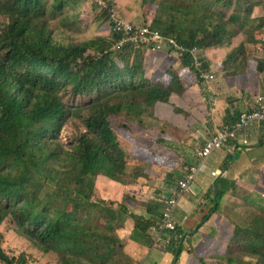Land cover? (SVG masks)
I'll list each match as a JSON object with an SVG mask.
<instances>
[{"label":"trees","instance_id":"16d2710c","mask_svg":"<svg viewBox=\"0 0 264 264\" xmlns=\"http://www.w3.org/2000/svg\"><path fill=\"white\" fill-rule=\"evenodd\" d=\"M103 1L104 8L97 0H0V227L10 225L34 254L58 264H140L123 232L133 220L132 238L147 240L155 220L135 213L131 198L117 204L105 200L98 183L135 187L150 179L155 156L167 167L156 172L174 168L173 158L148 147V137L140 139L134 125L146 115L156 119V106L170 104L172 96L184 97L187 74L204 82L192 54L177 53L180 66L152 79L145 55L153 46L113 51L120 39L110 25L113 11L132 23L144 16L154 31L198 48L207 57L205 74L213 72L215 62L221 74L235 75L250 64L247 44L264 38V19H253L260 3L251 0ZM88 2L96 11L92 22L106 28L107 36L84 33L79 9ZM256 64L255 71L263 73L264 61ZM175 111L189 116L184 109ZM223 189L216 185L197 229H178L173 264L185 251L186 264H264L260 193L246 195L244 222L233 224L228 244L201 231L231 190ZM156 206L158 218L161 204ZM3 240L0 230V264L28 263L24 254H8Z\"/></svg>","mask_w":264,"mask_h":264},{"label":"rangeland","instance_id":"374dc122","mask_svg":"<svg viewBox=\"0 0 264 264\" xmlns=\"http://www.w3.org/2000/svg\"><path fill=\"white\" fill-rule=\"evenodd\" d=\"M79 11L82 12L83 16V24L82 28L84 33L88 35L97 34L101 36H107L109 31L106 28H101L100 30L97 29V25L95 22H92L96 11L93 8V4L91 2H88L85 6L81 7ZM142 17L138 15L137 18H135V21L133 22H143L147 23L146 19H143ZM122 18V17H121ZM146 18V17H144ZM125 20L124 18H122ZM127 21V20H125ZM129 22V21H128ZM264 37V32L262 33ZM247 51L248 55L247 58L250 60L249 68L255 69L257 68L258 64H256V61H264V38L263 42L252 45L247 44ZM160 55L162 62L161 67H155L152 64L148 65V77L155 79L160 76V78L166 76V73L171 68H176L180 66L179 62V56L176 53H169V52H162ZM204 57H206V54L204 53ZM215 67L218 65L214 62ZM254 67H252V66ZM218 68V67H217ZM216 68V69H217ZM215 69V70H216ZM218 70H220L218 68ZM236 73H240V71H237ZM220 75V72L217 73V76ZM198 79V78H197ZM196 77L189 73L185 77V81L188 84L189 90L192 88V86H198ZM200 81V79H198ZM217 81V79L215 80ZM200 83H202L200 81ZM200 87V86H199ZM187 91L184 97H178L176 95L172 96V101L168 106H165L163 108L160 107V104L156 106L155 115L156 119L151 118L150 116H143V123L141 125H134L135 131L139 133L140 139L147 138L145 140V143L149 139V143H146L148 147L150 146L152 149L156 150L157 152L161 153H169L171 155L172 162L179 163L178 167L170 168L168 171H164V175L151 172L149 174L150 179L148 180L149 186H151V182H153V186L151 190L142 191V188H130V190L126 191L125 188L122 187L116 188L106 182H100L99 189L102 193V197L105 200H110L115 202L116 204L120 201H123L124 196L128 199L131 198L132 206L135 207V210H138L140 212L147 209L146 206H144L143 202H147V204L155 203L158 205L157 199L164 193L168 192V186L167 185H174L176 182H178L182 177L183 173H186L185 166L194 167L195 162V155L196 149H189L188 145L191 146L193 143L192 148H199L204 145V142L206 138H208V135L206 133L207 131H211V128L207 126V121L211 119V117H214V114L218 113L215 106L212 104L215 103V98L213 97V100L209 99V92L207 87L205 85H201V89L198 88L197 90L193 91L195 93L194 97L196 99L202 98V103L193 100L192 97H190L191 92ZM189 92V93H188ZM177 107H182L185 109V111L189 112V116H184L176 113ZM212 107V108H211ZM216 111V112H215ZM213 115V116H212ZM164 133V135H160V133ZM215 132V131H214ZM196 142V143H195ZM199 143V144H198ZM198 144V145H197ZM168 155V154H167ZM169 155V156H170ZM216 154L214 153L212 157H214ZM197 159V157H196ZM156 160V161H155ZM160 160H162V157L155 156L150 160L151 168L153 171L158 170L161 171L163 166L160 165ZM160 166V167H159ZM184 170V171H183ZM181 171H183L181 173ZM163 172V171H161ZM259 173V178H264V162L261 167V171ZM203 173H200V175ZM172 175V176H171ZM140 185V184H139ZM138 186V185H137ZM148 186V187H149ZM154 187V188H153ZM197 185L195 184L193 186V190L197 191ZM262 188H264V185H261ZM120 189V190H119ZM177 189L176 186L170 187V190ZM192 193V192H191ZM237 193L241 196V199L239 200V204L234 206L235 199L230 198L228 200H223L222 208L219 212V215L214 220L209 223L204 230V233L209 236L210 238L214 239L216 242L218 241L219 244H228L233 236V224L242 223L244 222L245 218V210L249 208V205L246 204L244 201L246 199L247 194L245 191H237ZM263 199H264V191L259 192ZM193 195V194H192ZM263 195V196H262ZM43 199L47 201V194H42ZM191 197V196H189ZM194 197V196H193ZM137 202H140L139 205H133L134 200ZM188 197H186V200ZM201 200V198H199ZM183 200V203L186 201ZM211 199H203V201L198 202V198L194 197V203L195 201L198 202L197 204H200L204 201L211 204ZM128 201V200H127ZM125 202V204L127 203ZM182 205V204H180ZM131 206V208H132ZM181 208V206H180ZM133 209V208H132ZM155 210V214L158 215L159 212H157V209ZM160 211V207L158 209ZM189 212L188 210H186ZM195 215V214H194ZM202 217V216H201ZM220 219V220H217ZM198 227V226H197ZM194 229V228H193ZM0 230L4 237V243L6 246V252L8 254H12L15 257H19L21 254L26 255L28 263L27 264H58L55 259L52 257H40L34 254L33 247L29 249L26 243L23 241L17 239L16 235L13 233V229L10 227V225L3 223L0 227ZM199 242H202V237H199ZM186 247H189L188 245ZM188 254L185 253L183 257H186ZM145 261L142 263L144 264ZM151 263V260L149 264ZM60 264V263H59Z\"/></svg>","mask_w":264,"mask_h":264},{"label":"crops","instance_id":"0c3cea01","mask_svg":"<svg viewBox=\"0 0 264 264\" xmlns=\"http://www.w3.org/2000/svg\"><path fill=\"white\" fill-rule=\"evenodd\" d=\"M253 19H264V8L261 5L259 6L258 11H254ZM238 42L239 44H243L241 41ZM252 45L255 44L252 43ZM161 54L163 53L147 50L145 55L147 64H152L155 67H161ZM245 58L248 60L247 56H245ZM241 59V61H244L243 57H241ZM211 65L213 72L206 73L215 74L217 76L218 68L212 63ZM253 70L254 69L249 68V65L242 66L240 73H235V75L230 77L220 73V75L217 76V81H213L210 84H206L205 81L202 83V86L205 85V87L208 89L209 99L213 100V97L215 98V103L212 105L216 107L218 113L214 114V117H211V119L207 121V126L211 128V131L209 132L206 130V133L208 132V138H206L204 145L199 148H192V143L191 146L188 145L189 149H196L197 154V151L206 145L207 140L212 136V134H214V131L225 125L235 127L243 114L254 110L255 98L257 96L264 95V72L258 74ZM198 88L201 89V86H192V88L189 90V92H191L190 97L193 96V100L202 103L203 99L201 97L198 99L194 97L195 93L193 91L197 90ZM168 105L169 104H160V107L163 106L164 108ZM177 108L183 109L182 107ZM263 143L264 123H256L243 128L237 134V136L232 139L223 149L215 151L214 153L216 155L212 157L214 153L212 154V156L207 161V165L204 166V169H201V166L203 167V165H201L203 160L198 158V154L197 156H194L195 162L193 165L194 167L200 168V171L197 174V180L193 184V186L195 184L197 185V191L192 189V193L186 196L188 199L186 200L185 197L180 203L182 205H179L176 214V221L178 226L181 227L180 229L187 233L192 232L193 228L197 229V224L201 222L202 218L208 214L210 210L209 207L212 206L211 204L209 206L206 201L200 204L197 203L203 201L205 198L213 199L216 193V185H220L222 188H224L223 190L229 191V189H231L224 200H228L230 198L235 199V207L237 204H239V200L241 199V196L237 193V191H245L247 194H254L255 196L257 193L264 191V188L261 187L262 184L264 185V178H259L258 173L261 171V167L264 162ZM167 154L170 155L169 153L164 155ZM178 165L179 163L177 161V164L174 165L175 168H177ZM187 169L188 166H185V170ZM183 171H181V173ZM214 171L220 172V177H214L212 175ZM151 172L162 174V176L164 175V173L161 172L150 171V173ZM200 173L203 174L200 175ZM184 174L186 173L184 172L183 175ZM152 184L153 182H151V186H153ZM148 186V180H142L140 185L133 188L137 190L138 188H142V191L151 190L152 187ZM172 186L176 185H171V187ZM228 187L230 188L228 189ZM128 190H130V188L126 189V191ZM173 191L174 190H171V192ZM193 196L198 198V202L195 201L194 203ZM199 198H201V200ZM183 200L186 201L183 203ZM222 205L223 202L221 203V208ZM154 209H157L158 212L156 204L151 203L143 212L135 210V213H142L148 218H153L157 221L159 217L157 218ZM218 215L215 216L217 217ZM214 218L204 225V227L201 229L202 232H204L205 227L211 223ZM135 227V221L128 220L122 238H124L128 250L133 252V254L137 257V260L140 261V264H142L144 261V264H149L150 260V264H173L174 255L171 247L168 249L155 248V245L153 244V241L155 240L153 233L147 240L139 239V241H135L134 238H132ZM185 253H187V251H185ZM185 253L182 254L179 264L187 263L188 254L186 257H183Z\"/></svg>","mask_w":264,"mask_h":264},{"label":"built area","instance_id":"2783aa9c","mask_svg":"<svg viewBox=\"0 0 264 264\" xmlns=\"http://www.w3.org/2000/svg\"><path fill=\"white\" fill-rule=\"evenodd\" d=\"M260 3L264 8V0H252ZM97 3L103 8L106 7V3L103 0H97ZM111 28L117 34L120 35V39L117 40L112 50L124 49L125 47L141 46L150 47L157 51L169 52V53H182L192 54L194 58V64L197 71L202 75V79L206 84L217 79L215 74H205L201 72L203 66L202 59L204 53L198 48L193 50L188 49L174 38L163 35L160 31H154L147 23H132L123 20L116 12L113 11L111 15ZM255 108L253 111L244 114L235 127L222 126L217 129L214 134L207 140L206 145L197 151L198 158L202 161L201 165L211 157L214 151L222 149L227 143L236 137L237 133L243 128L251 124L264 123V95L257 96L254 101ZM204 167V166H203ZM201 166V169H203ZM200 168L193 167L191 173L186 174L183 179L180 180L177 189L172 195L163 194L158 202L161 204V217L151 226V230L155 240V248H169L179 239L178 235V223L176 221V214L179 208L181 200L192 192V186L197 180V174ZM214 177H220L221 173L214 171L212 173Z\"/></svg>","mask_w":264,"mask_h":264},{"label":"clouds","instance_id":"9594fccd","mask_svg":"<svg viewBox=\"0 0 264 264\" xmlns=\"http://www.w3.org/2000/svg\"><path fill=\"white\" fill-rule=\"evenodd\" d=\"M251 1H252V0H251ZM137 22H138V21H137ZM137 22H136V23H137ZM139 22H140V21H139ZM140 23H143V22H140ZM245 114H246V113H245ZM243 115H244V114H243ZM243 115H242V116H243ZM241 118H242V117H241ZM240 120H241V119H240ZM240 120H239V121H240ZM239 121L237 122V124L239 123ZM221 127H222V126H221ZM238 133H239V132H238ZM238 133H237V134H238ZM236 136H237V135H236ZM233 139H234V138H233ZM231 140H232V139H231ZM231 140H230V141H231ZM230 141H229V142H230ZM229 142H228V143H229ZM228 143H227V144H228ZM223 148H224V147H223ZM223 148H222V149H223ZM219 150H221V149H219ZM216 151H217V150H216ZM214 152H215V151H214ZM214 152H213V153H214ZM211 156H212V155H211ZM207 161H208V160H207ZM207 161L204 163L203 166L207 165ZM201 164H202V163H201ZM203 169H204V167H203ZM184 176H185V175H184ZM182 179H183V178H182ZM179 182H180V181H179ZM177 186H178V185H177ZM177 186H176V187H177ZM168 187H169V186H168ZM169 189H170V187H169ZM192 189H193V186H192ZM175 190H176V189H175ZM175 190H174V191H175ZM181 201H182V200H181ZM180 203H181V202H180ZM160 217H161V215L159 216V218H160ZM157 221H158V220H157ZM157 221L155 220V222H157ZM155 222H154V223H155ZM154 223H153V224H154ZM179 228H181V227L178 226V229H179ZM182 241H184V239H183ZM153 244H154V241H153ZM173 244L176 245L177 242H175V243H173ZM173 244H172V245H173ZM170 247H171V246H170ZM170 247H169V248H170ZM157 249H168V248H157ZM176 263H177V261H175V264H176Z\"/></svg>","mask_w":264,"mask_h":264}]
</instances>
